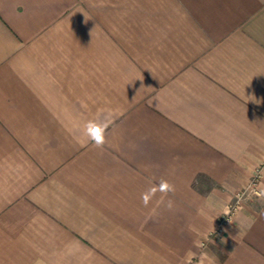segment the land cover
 <instances>
[{
    "label": "crops",
    "instance_id": "0c3cea01",
    "mask_svg": "<svg viewBox=\"0 0 264 264\" xmlns=\"http://www.w3.org/2000/svg\"><path fill=\"white\" fill-rule=\"evenodd\" d=\"M0 264H264V0H0Z\"/></svg>",
    "mask_w": 264,
    "mask_h": 264
},
{
    "label": "clouds",
    "instance_id": "9594fccd",
    "mask_svg": "<svg viewBox=\"0 0 264 264\" xmlns=\"http://www.w3.org/2000/svg\"><path fill=\"white\" fill-rule=\"evenodd\" d=\"M111 120H88L83 129L88 142L97 149H103L106 144L108 129L112 125ZM175 193V185L170 181L161 179L157 184L152 185L141 194V203L147 208L153 201L157 205H163L167 211H173L176 207L175 201L170 194Z\"/></svg>",
    "mask_w": 264,
    "mask_h": 264
},
{
    "label": "built area",
    "instance_id": "2783aa9c",
    "mask_svg": "<svg viewBox=\"0 0 264 264\" xmlns=\"http://www.w3.org/2000/svg\"><path fill=\"white\" fill-rule=\"evenodd\" d=\"M260 176L261 168L257 169L255 175L251 178L250 182L243 189L239 190L235 194L234 199L230 202L228 206V209L223 214L218 216L215 228L211 233L212 236H220L222 234L224 226L230 220H232L233 216L236 214L245 197L258 193V184Z\"/></svg>",
    "mask_w": 264,
    "mask_h": 264
}]
</instances>
